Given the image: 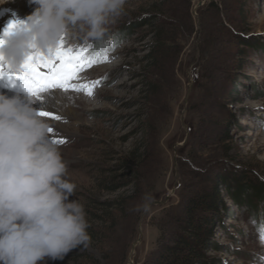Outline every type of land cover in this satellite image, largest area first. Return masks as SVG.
<instances>
[{
  "label": "rangeland",
  "instance_id": "374dc122",
  "mask_svg": "<svg viewBox=\"0 0 264 264\" xmlns=\"http://www.w3.org/2000/svg\"><path fill=\"white\" fill-rule=\"evenodd\" d=\"M110 33L86 53L76 88L54 89L67 102H42L61 117L42 118L65 141L70 199L91 240L41 264H153L190 198L217 180L206 256L261 264L252 222L264 223V0H127Z\"/></svg>",
  "mask_w": 264,
  "mask_h": 264
},
{
  "label": "clouds",
  "instance_id": "9594fccd",
  "mask_svg": "<svg viewBox=\"0 0 264 264\" xmlns=\"http://www.w3.org/2000/svg\"><path fill=\"white\" fill-rule=\"evenodd\" d=\"M126 2L30 0L34 11L3 36L2 62L18 69L30 54H47L61 41L106 45L110 25L122 16ZM33 99L24 87L12 97L0 93V264L62 261L91 240L83 204L70 199L76 185L66 178L67 164ZM142 208L146 212L148 205ZM252 226L264 247V223L253 221Z\"/></svg>",
  "mask_w": 264,
  "mask_h": 264
},
{
  "label": "snow or ice",
  "instance_id": "6c2138e0",
  "mask_svg": "<svg viewBox=\"0 0 264 264\" xmlns=\"http://www.w3.org/2000/svg\"><path fill=\"white\" fill-rule=\"evenodd\" d=\"M21 22L12 20L0 34V45L4 43L3 36L10 34ZM92 45L86 47L66 46L63 41L52 51L45 54L34 52L30 54L18 69H11L3 64L0 57V80H7L9 84L15 85L20 82L37 100L43 99L42 93L51 89L60 88L67 91L69 88H76L70 82L76 78L78 70L86 63L90 62L86 55ZM41 117H51L53 120H60L61 117L50 111H39ZM54 129L49 128V134ZM53 143L62 144L65 141L52 139Z\"/></svg>",
  "mask_w": 264,
  "mask_h": 264
},
{
  "label": "trees",
  "instance_id": "16d2710c",
  "mask_svg": "<svg viewBox=\"0 0 264 264\" xmlns=\"http://www.w3.org/2000/svg\"><path fill=\"white\" fill-rule=\"evenodd\" d=\"M225 182L224 188L229 191L231 182ZM215 184L212 190L201 191L190 198L182 216L178 217L180 226L168 235L169 241L163 244L153 258V264H215L205 253L209 240L214 237L215 221L210 211L221 202V185L218 180ZM251 190L255 192L256 198L263 194L257 188Z\"/></svg>",
  "mask_w": 264,
  "mask_h": 264
},
{
  "label": "bare ground",
  "instance_id": "6f19581e",
  "mask_svg": "<svg viewBox=\"0 0 264 264\" xmlns=\"http://www.w3.org/2000/svg\"><path fill=\"white\" fill-rule=\"evenodd\" d=\"M26 7H30V12L25 11ZM35 7H36V5L33 3H30L29 0H13V1L12 0L11 1L3 0V2L0 3V26H7V24L10 21L16 20L17 16L22 18L21 16H24L25 14H31L32 10H34ZM27 16L28 15H25V17H27ZM19 17H18V19H19ZM21 20H23V19H21ZM1 29H2V27H0V30ZM3 29H5V28H3ZM2 32L3 31L1 30L0 33H2ZM0 93L6 94L7 96L12 97V96H15L17 94H20L21 92L12 91L11 89H3L0 87ZM64 95L65 94H62L61 91H56L54 89H51L50 91L42 93L43 99L37 100L34 98L32 100V106H34V108L37 111H45L42 107L43 101L46 102V100H48L49 102H55L54 101L55 99H59V101L61 103H65V102H67L68 98L65 97ZM56 103H58V102H56ZM54 108H55V106H54ZM48 121H49V124L51 126L55 124V122H54L55 120L54 121L52 120L53 123L50 120H48Z\"/></svg>",
  "mask_w": 264,
  "mask_h": 264
},
{
  "label": "water",
  "instance_id": "95a60500",
  "mask_svg": "<svg viewBox=\"0 0 264 264\" xmlns=\"http://www.w3.org/2000/svg\"><path fill=\"white\" fill-rule=\"evenodd\" d=\"M163 203V201H155L153 202V204H160ZM151 204H149L148 206H150ZM149 208V207H148ZM140 240V238L138 239V241ZM137 242L134 244V246H136ZM132 261V260H131ZM131 264V263H130Z\"/></svg>",
  "mask_w": 264,
  "mask_h": 264
}]
</instances>
